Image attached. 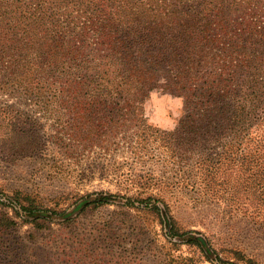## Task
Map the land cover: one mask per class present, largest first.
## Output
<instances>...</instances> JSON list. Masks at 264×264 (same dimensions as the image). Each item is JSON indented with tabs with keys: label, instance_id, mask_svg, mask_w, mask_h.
Here are the masks:
<instances>
[{
	"label": "trees",
	"instance_id": "trees-1",
	"mask_svg": "<svg viewBox=\"0 0 264 264\" xmlns=\"http://www.w3.org/2000/svg\"><path fill=\"white\" fill-rule=\"evenodd\" d=\"M161 68L184 97L170 131L145 114ZM0 91L66 115L76 111L81 120L61 124L74 138L122 135L139 152H165L159 159L166 154L176 176L138 175L145 183L173 186L195 172L199 185L211 187L216 177L222 199L264 205V0H0ZM16 108L0 105L15 120L12 132L33 141L24 148L36 149L44 132L30 117L18 129ZM110 196L89 195L76 210L114 203ZM8 199L13 214L0 219V237L16 218L39 227L53 216L73 220L67 209H43L21 191ZM124 199L155 216L173 245L194 250L184 264H259L238 249L231 261L209 238L182 230L156 195Z\"/></svg>",
	"mask_w": 264,
	"mask_h": 264
},
{
	"label": "rangeland",
	"instance_id": "rangeland-1",
	"mask_svg": "<svg viewBox=\"0 0 264 264\" xmlns=\"http://www.w3.org/2000/svg\"><path fill=\"white\" fill-rule=\"evenodd\" d=\"M159 73L158 86L145 100V114L149 123L170 131L183 114L184 97L167 80L165 69ZM5 104L17 106L12 115H17L18 129L32 118L38 121L34 129L44 134L35 138L36 149H25L33 141L26 134H14L15 120L0 109V198L7 202L0 204V219L13 214L8 195L21 191L43 209H67L71 214L65 218L73 220L53 216L39 227L16 218V229L0 237V264H184L194 250L173 245L155 216L125 205L126 196L149 194L169 207L182 230L209 238L223 257L234 261L231 251L238 249L264 264V205L255 209L222 199L223 192L216 194V177L211 187L199 185L195 172L173 186L145 183L138 175L152 172L163 181L176 176L178 167L165 162L166 154L159 159L165 152H139L134 140L122 135L104 141L93 135L74 138L67 124H61L72 122L69 116L75 124L81 120L76 111L66 115L54 105L44 109L0 91V105ZM100 193L112 194L114 203L76 210L82 199Z\"/></svg>",
	"mask_w": 264,
	"mask_h": 264
}]
</instances>
